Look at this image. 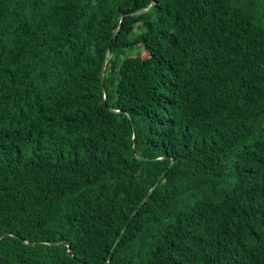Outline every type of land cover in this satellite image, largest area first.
<instances>
[{
  "label": "trees",
  "instance_id": "1",
  "mask_svg": "<svg viewBox=\"0 0 264 264\" xmlns=\"http://www.w3.org/2000/svg\"><path fill=\"white\" fill-rule=\"evenodd\" d=\"M0 264H264V0H0Z\"/></svg>",
  "mask_w": 264,
  "mask_h": 264
},
{
  "label": "water",
  "instance_id": "2",
  "mask_svg": "<svg viewBox=\"0 0 264 264\" xmlns=\"http://www.w3.org/2000/svg\"><path fill=\"white\" fill-rule=\"evenodd\" d=\"M151 4H152V3H151ZM151 4H150V6H151ZM150 6H149V7H150ZM149 7H146V8H143V9L128 10V11H124V12H122V13H121L120 21H119L118 25L116 26V28H115L114 30H112L111 36H113V35L116 33V30L118 29V27H119V25H120V22H121V20H122V18H123V16H124L125 14H133V13H137V12H142V11H144L145 9H148ZM106 55H107V50H106V52H105V57H106ZM105 60H106V59L103 60L102 67H101V72H100V78H101V81H103V67H104V64H105ZM103 101H104V103H105V101H106V96H105V94H104ZM132 152H133V154H134V147H132ZM173 160H174V158L171 159V162H172ZM152 188H153V186H152V187L149 189V191L144 195V197L142 198V200L139 202L138 206H140V205L145 201V199H146L147 196L149 195V193H150V191L152 190ZM138 206H137V207H138ZM137 207H136V208H137ZM135 210H136V209H135ZM135 210H134V211H135ZM134 211L132 212V214L134 213ZM132 214L129 216V218H131ZM23 240H25V239H23Z\"/></svg>",
  "mask_w": 264,
  "mask_h": 264
},
{
  "label": "rangeland",
  "instance_id": "3",
  "mask_svg": "<svg viewBox=\"0 0 264 264\" xmlns=\"http://www.w3.org/2000/svg\"><path fill=\"white\" fill-rule=\"evenodd\" d=\"M131 53H132V51H131ZM131 53H130V54H131Z\"/></svg>",
  "mask_w": 264,
  "mask_h": 264
}]
</instances>
